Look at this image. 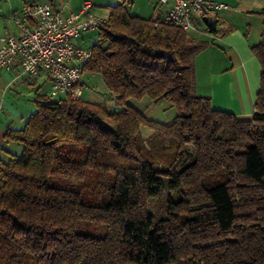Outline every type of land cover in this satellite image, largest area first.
I'll use <instances>...</instances> for the list:
<instances>
[{
	"label": "trees",
	"instance_id": "1",
	"mask_svg": "<svg viewBox=\"0 0 264 264\" xmlns=\"http://www.w3.org/2000/svg\"><path fill=\"white\" fill-rule=\"evenodd\" d=\"M107 7L82 71L101 75L118 110L42 95L6 129L21 152L0 160V264H264V8L254 114L239 120L196 93L195 58L211 42L124 1ZM144 97L168 102L173 122L128 102ZM162 177L171 196L156 221L147 205Z\"/></svg>",
	"mask_w": 264,
	"mask_h": 264
},
{
	"label": "crops",
	"instance_id": "2",
	"mask_svg": "<svg viewBox=\"0 0 264 264\" xmlns=\"http://www.w3.org/2000/svg\"><path fill=\"white\" fill-rule=\"evenodd\" d=\"M84 1H91L93 4L92 13L99 14L94 9L95 1L93 2V0H0V37L8 34H19L11 16L17 14L26 4L50 3L54 9L63 15H68L77 13ZM217 1L226 4L229 7L227 11L230 12L221 18L217 12L211 14L208 23L214 25L215 31L205 35V32L202 31H204L206 24L199 18V26L202 23L204 25L199 27V31L198 27L194 28L200 40L211 42L195 58L196 93L200 96L209 97L214 109L230 112L239 120H249L254 114V103L260 86L261 70L251 47L259 42L260 35L256 33L252 37L251 25L246 28L236 22L238 17L236 15H240V12L234 9L239 5L237 0ZM97 2L104 4V1ZM108 4L105 6H110ZM157 5L158 0H155L153 5L155 12ZM163 7H160L161 10L159 9V12L151 18L157 16L162 18L169 9L168 6ZM81 41L82 43H78L84 46L83 39ZM40 82L43 83L42 86ZM45 83L50 86L49 80L43 73L37 76L21 75L16 79L14 74L0 70L1 161L8 160L10 158L9 152H16L18 148L14 143H5L4 133L6 129H21L28 117L36 110V104L34 106L24 103L25 93L33 91L34 87L40 89ZM42 95L46 94L39 93V91L35 93V97Z\"/></svg>",
	"mask_w": 264,
	"mask_h": 264
},
{
	"label": "built area",
	"instance_id": "3",
	"mask_svg": "<svg viewBox=\"0 0 264 264\" xmlns=\"http://www.w3.org/2000/svg\"><path fill=\"white\" fill-rule=\"evenodd\" d=\"M169 9L156 24L194 30L195 21L229 7L217 0H158ZM91 1H84L77 13L63 15L50 3L26 4L11 16L18 35L0 37V70L14 74L37 76L43 73L50 83L51 97L82 100L84 85L82 68L91 61L92 49L78 43L79 37L97 32L108 20L92 13ZM19 69V70H18Z\"/></svg>",
	"mask_w": 264,
	"mask_h": 264
},
{
	"label": "rangeland",
	"instance_id": "4",
	"mask_svg": "<svg viewBox=\"0 0 264 264\" xmlns=\"http://www.w3.org/2000/svg\"><path fill=\"white\" fill-rule=\"evenodd\" d=\"M95 1V2H94ZM97 1H104V4H100ZM93 0L95 3L94 9L99 14V17H104V19H108L109 16V9L105 5L109 3L110 6H115L118 3L124 1L126 4L127 11L135 16L142 17L149 19L153 17L157 12L154 11L153 5L155 0ZM239 5L236 6L234 9L240 12V15H236L237 19L236 22L238 25H244L246 28L248 25L252 27V37L253 34L261 35L262 33V20L259 16V12L264 8V3L262 0H237ZM232 7V6H231ZM164 8V7H163ZM161 10V8H160ZM109 12V13H108ZM230 11L224 10L219 11V17H223L224 14H229ZM102 15V16H101ZM105 15V16H103ZM211 18V14L208 15V20ZM200 20V19H199ZM251 22V23H249ZM204 24L202 23L201 26ZM197 26L198 31L199 27ZM206 26V25H205ZM204 26V29L206 27ZM256 28V29H255ZM205 32V31H202ZM187 35L194 39H199L197 31L189 30L186 32ZM204 34V33H203ZM205 35H209L205 32ZM80 40L78 42L82 43V39L84 41V46L88 47L92 45L96 41V32H88L84 33L79 37ZM81 81L84 85L83 96L82 100L90 103L102 104L105 105L110 111H117L118 107L115 105L112 96L109 94L108 90L106 89L101 75L95 72H90L88 70L82 71L81 74ZM43 83L40 82L42 86ZM43 94H48L50 91V86L48 84H44V86L40 89L33 88V91L25 93V100L24 103L33 104L35 106V93L38 92ZM48 96L52 99H58L59 97H51L50 94ZM200 96V95H199ZM129 104L134 108L141 111L144 116L148 119L162 123V124H170L173 122L174 117L176 115L175 109L171 107V105L166 102H160L158 104L152 103L148 98L144 97L141 100H134L130 99ZM142 135L143 138H147L150 135V131L148 128H142ZM21 147L16 149L15 153H20ZM161 195L158 198H152L147 205L148 212L155 218L156 221L160 219H164L168 215V200L171 196V192L168 188V179L165 177L161 178Z\"/></svg>",
	"mask_w": 264,
	"mask_h": 264
}]
</instances>
